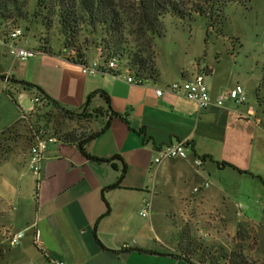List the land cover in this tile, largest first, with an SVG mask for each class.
Instances as JSON below:
<instances>
[{"label": "crops", "instance_id": "1", "mask_svg": "<svg viewBox=\"0 0 264 264\" xmlns=\"http://www.w3.org/2000/svg\"><path fill=\"white\" fill-rule=\"evenodd\" d=\"M39 52L19 61L0 38V133L14 127L0 135V244L8 247L6 264H203L187 247L197 239L192 227L217 243L245 224L264 253V107L258 98L256 104L248 98L243 105L228 101L200 111L181 95L158 98L156 88L203 72L213 77L212 66L192 74L182 70L180 76L158 67L156 82L130 85L112 75H84L62 47ZM98 57L97 49L90 61ZM18 81L40 87L71 110L81 109L94 93H107L112 109L127 121L114 118L86 150L101 160L119 158L92 160L76 144L60 140L49 145L39 178L29 165L36 89L26 90ZM236 85L207 86L214 99ZM104 105L100 96L92 101V107ZM179 141L191 144L190 159L153 163L157 149ZM203 156L204 166L195 168L193 158ZM223 162L233 167L219 166ZM205 181L211 187L195 192ZM118 182V188L107 189ZM160 202L165 206H157ZM159 211L181 220L176 233H168ZM36 227L40 246L34 243ZM19 232L25 238L11 246Z\"/></svg>", "mask_w": 264, "mask_h": 264}, {"label": "trees", "instance_id": "2", "mask_svg": "<svg viewBox=\"0 0 264 264\" xmlns=\"http://www.w3.org/2000/svg\"><path fill=\"white\" fill-rule=\"evenodd\" d=\"M246 1L248 0H0V38L7 41L14 29L23 28L24 25H27L23 28L25 33L30 32L32 18H36L40 20L37 23H41L45 29L44 35L52 28L58 30L63 39L62 49L66 54L70 50L75 51V55L68 57L70 61L79 65L89 63V52L94 47L101 50L102 59H116L120 67L127 68L137 78L156 82L160 74L155 39L165 36L164 17L170 15L178 21L191 22L197 16H202L214 27L223 18L226 6ZM33 2L34 13L31 12ZM38 49L53 53L51 40L41 37ZM1 77L3 80L7 78L5 75ZM18 83L23 84L26 90L36 89V96L42 103L35 112L36 120H31L30 123L32 134L33 129L47 128L63 142L76 144L89 159L112 162L119 158L101 160L94 158L86 150L92 140L110 129L114 118L124 119L112 109L107 93H94L81 109L71 110L62 106L40 87L28 82ZM262 85L263 83L256 89L260 107H264V99L260 94ZM97 96L105 100L104 106L92 107V101ZM67 121H95L101 122L102 126L96 131L79 135L76 131H63ZM13 128L4 130L0 135ZM201 158L204 162L208 159L207 156ZM218 164L233 167L225 162ZM119 186L120 182L107 189H116ZM187 247L194 254L201 255L203 264H220L222 261L225 264H263L250 257L244 243L238 244L234 241L231 250L227 251L222 246L206 247L197 239H192ZM7 252L8 247L0 244V264Z\"/></svg>", "mask_w": 264, "mask_h": 264}, {"label": "rangeland", "instance_id": "3", "mask_svg": "<svg viewBox=\"0 0 264 264\" xmlns=\"http://www.w3.org/2000/svg\"><path fill=\"white\" fill-rule=\"evenodd\" d=\"M34 3H32V13L35 12ZM32 21V30L26 32L28 42L26 47H38L41 37L50 39L54 50L62 47L63 39L56 28H52L44 35L45 29L41 23H37L40 20L32 18ZM163 22L166 29L165 36L155 39L157 65L161 71L177 75L179 71L186 70L192 74L197 67L205 69L207 65L212 66L217 71L215 76H208L203 72L204 70L202 71L207 85L210 83L225 86L240 84L246 88L249 101L256 104V86L259 85V79L264 77V0H248L245 3L229 4L223 10V18L214 27H211L208 19L202 16H197L194 21L184 22L167 15L163 18ZM26 26L24 25L23 28ZM96 56L97 49L92 47L89 58ZM262 91L261 97L264 99V82ZM101 124L95 121H67L63 131L72 130L80 135L98 130ZM157 206L165 205L160 202ZM159 212L161 213L160 222L166 225L164 227L168 233L175 232L176 225L178 228L181 220L165 216L164 211ZM137 215L138 213L135 214L136 217ZM141 219L145 218L141 217ZM189 226L191 228V224ZM192 229L197 240L202 244L216 243L213 242L216 237L213 241L211 237L205 239V231L199 233L197 229L193 227ZM243 238H246L245 242ZM223 241L218 239L217 243L212 244L211 247L222 246L230 251L234 241L238 244L244 243L250 257L264 264V253L257 249L256 233L251 225H242L233 235L224 238ZM6 262L5 258L1 264H6ZM220 264L225 263L222 261Z\"/></svg>", "mask_w": 264, "mask_h": 264}, {"label": "built area", "instance_id": "4", "mask_svg": "<svg viewBox=\"0 0 264 264\" xmlns=\"http://www.w3.org/2000/svg\"><path fill=\"white\" fill-rule=\"evenodd\" d=\"M22 42L27 43L26 33L22 27L14 29L9 34L8 40L4 41L9 54L14 59L25 62L31 58L36 57L40 53L37 48H29L20 45ZM98 52V58L89 61V63L87 64H80L82 73L84 75H112L116 79L125 80L130 85H144L149 82L137 78L127 68H121L116 59H102L101 50L99 49ZM73 55H75V51L70 50L69 52H67L66 57L68 58ZM5 82H9L8 77L6 78ZM166 93L181 95L188 100L195 102L198 105L200 111L207 110L213 106L221 108L228 101H232L236 105H243L248 101V96L245 88L240 84H237L233 88L223 90L216 96V98L213 99L205 82V76L200 73L195 75L191 79L172 82L166 86L156 88V95L158 98H162ZM34 103L37 104L38 107L42 105L40 99L37 96L34 98ZM257 122L259 123L260 120L257 119ZM33 136L34 143L30 148L29 165L32 172L40 178L42 175L45 153L49 145L59 143L60 139L53 131L43 127L33 129ZM191 149V144L187 141H179L174 144L159 148L156 150V155L153 159V163L155 165H161L163 162L169 160H188L192 156ZM193 165L195 168L200 169L204 166V161L201 157H195L193 158ZM210 187L211 183L209 181H205L201 185V187L195 188V192L200 191L202 188L209 189ZM148 208H150L149 204L143 211V216L146 215V209ZM239 209L241 211L243 207L240 206ZM25 236V232H19L13 235L10 239L11 246H19ZM41 240V231L36 227L34 229V243L37 246H40V244L42 243ZM124 248L129 249V245L125 244ZM58 264L66 263L59 262Z\"/></svg>", "mask_w": 264, "mask_h": 264}]
</instances>
